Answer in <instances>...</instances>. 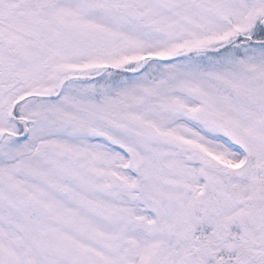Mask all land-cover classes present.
Instances as JSON below:
<instances>
[{"label":"snow or ice","instance_id":"snow-or-ice-1","mask_svg":"<svg viewBox=\"0 0 264 264\" xmlns=\"http://www.w3.org/2000/svg\"><path fill=\"white\" fill-rule=\"evenodd\" d=\"M0 264H264V0H0Z\"/></svg>","mask_w":264,"mask_h":264}]
</instances>
